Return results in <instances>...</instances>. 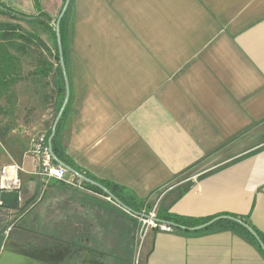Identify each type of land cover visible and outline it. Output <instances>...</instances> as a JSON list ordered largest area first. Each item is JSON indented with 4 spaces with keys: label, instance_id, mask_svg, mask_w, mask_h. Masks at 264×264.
I'll return each instance as SVG.
<instances>
[{
    "label": "crops",
    "instance_id": "crops-1",
    "mask_svg": "<svg viewBox=\"0 0 264 264\" xmlns=\"http://www.w3.org/2000/svg\"><path fill=\"white\" fill-rule=\"evenodd\" d=\"M1 1L52 19L63 4ZM68 19L69 104L58 137L70 167L158 215L231 214L264 235V0H72ZM44 33L53 41L50 24ZM49 77L52 103L55 68ZM50 103L42 134L56 114ZM33 142L0 148V168L23 169L21 190L0 193V245L59 232L97 255L87 264H132L137 220L95 187L34 175ZM142 252L143 264H264L229 231H150Z\"/></svg>",
    "mask_w": 264,
    "mask_h": 264
},
{
    "label": "trees",
    "instance_id": "trees-1",
    "mask_svg": "<svg viewBox=\"0 0 264 264\" xmlns=\"http://www.w3.org/2000/svg\"><path fill=\"white\" fill-rule=\"evenodd\" d=\"M71 5H72V0H70V4L63 18L60 21V38H61L62 55H63L66 74H67V64H68L67 62L68 31H69L68 14ZM0 16H5L10 20L16 21L15 22L16 24L15 23L12 24L9 22H0V126H1L0 129L1 128L3 129L2 131H0V139H1L2 138L1 132H4V135L10 133L13 130V126L17 119L16 114L18 115L20 109V100H19L20 85H22L24 82H27L30 83L31 86L33 85L39 86L38 91L34 92L38 97L37 100L40 103L42 102L47 103L49 101L48 95H46L44 92L46 91L48 86L47 77L53 71V67L43 58L42 55L43 52L49 53V50L40 39L41 38L40 35L42 34V31H44L46 26L49 24L51 27V37L53 39V44H54V63L56 65L55 71L60 79L59 91L61 93L62 101L65 94V88L62 79L61 68L59 66L58 52H57V46H56V40L54 34V24L57 17L52 19L49 18L47 14L42 12L39 14L38 17L34 18L32 16H29L27 14L21 13L19 11H16L8 7L1 0H0ZM19 23L26 24L30 30L22 31L21 29L20 31ZM32 51L36 52L37 54L36 60L34 59V61H36L35 69H33V72L31 71L25 73L24 72L25 57H27L29 52ZM62 101H60V104L57 107V111L59 110ZM68 104H69V99L60 117V120L57 124L54 138L52 139V151L58 160H60L62 163L70 167L71 164L67 159V157L65 156V153L61 147L60 140L58 137L59 129L62 123L64 122L66 116ZM3 120H5V122L3 125H1V123H3ZM50 129L51 126L49 127L47 133L45 134L46 143L50 135ZM86 186L90 187L88 185ZM104 188H106L109 192H111L120 202H122L124 205L130 208L133 212H138L140 209H142L141 207H143V203H141L140 206L133 204L132 202L135 201L134 198L124 195L122 192L118 191L115 187L106 186ZM97 191L99 193H102V191L100 190ZM221 216L232 217L244 221L255 231V233L258 235V237L260 238V240L264 245V235L262 233H260L246 219L231 214H219L208 218H186V217L170 215V214L167 215L156 214V218L158 220L167 223L173 228V233L183 236L215 233L222 231L232 232L235 235L244 239L249 244L256 247L258 252L264 257V253L258 247V244L255 241V239L245 229H243L241 226H239L238 224L232 221L220 220L215 224H213L212 226H210L209 228L197 233H188L185 231H181L177 228V227H185V228L194 227Z\"/></svg>",
    "mask_w": 264,
    "mask_h": 264
},
{
    "label": "rangeland",
    "instance_id": "rangeland-1",
    "mask_svg": "<svg viewBox=\"0 0 264 264\" xmlns=\"http://www.w3.org/2000/svg\"><path fill=\"white\" fill-rule=\"evenodd\" d=\"M0 22H9V23L14 24L16 21L10 20L5 16H0ZM19 26H20V29H19L20 31H21V29H22V31H28V30H26V28H27L26 24L22 23V24H19ZM40 37H41L40 38L41 41L44 43V45L49 50V53L43 52V54H42L43 58L45 61H47L53 67V64H54L53 41L52 40L50 41L48 34L44 33V31L42 32ZM36 58H37V54H36V52H33V51L29 52L28 56L25 57V61H24L25 62V64H24L25 65L24 66V72L25 73L31 72V71L33 72V69H35V65H36V61H34V59L36 60ZM53 68H55V67H53ZM48 77H47V79H48ZM49 79L51 80V77H49ZM55 85H56V83H55ZM38 89H39V86H37V85L31 86L30 83H27V82H24L21 85L20 90H19V97H20V99H19L20 100L19 113H18V115L16 114L17 119H16L15 124L13 126V130L10 133H8L7 135H4V132H1V134H2L1 139L2 140L0 139V144H1L0 148H2V146L4 147L5 143L6 144H12L16 148L27 146L28 144H31L36 139L37 136L42 134V132H39L40 131V129H39L40 118L43 114L48 115V112H49L48 106H50V105H48V103H50V100L47 103L46 102L40 103L37 100L38 97L36 98V94L34 93L35 91H38ZM52 92H53V89L51 87V95H52ZM48 96H50V94H48ZM60 101H62L61 93H58L57 94V100L56 101L54 100V102L50 103V104H52V108L55 112L57 111V107L59 106ZM56 104H57V107H56ZM54 111H52V112H54ZM50 121H51V119H50ZM4 122H5V120H3V123H1V125H3ZM2 130L3 129L1 128L0 131H2ZM0 209L2 210L1 207H0ZM27 223H28V219H24L21 222V225H24ZM0 227H1V222H0ZM19 232H21L19 228L13 230V233H19ZM53 234H55V233H53ZM37 238H39V237H37ZM51 238L54 239L56 242L63 244L66 247H68V246H72V247L81 246V241H80L81 237L79 235L69 237L65 233L61 234L58 232L55 236H52ZM145 242H146V237L143 240L136 239V245H135L134 252L137 253V257H136L137 259L135 258V255L133 253L131 256V263L132 264H143L144 252H142V249H143ZM84 247H85V245H84Z\"/></svg>",
    "mask_w": 264,
    "mask_h": 264
},
{
    "label": "built area",
    "instance_id": "built-area-1",
    "mask_svg": "<svg viewBox=\"0 0 264 264\" xmlns=\"http://www.w3.org/2000/svg\"><path fill=\"white\" fill-rule=\"evenodd\" d=\"M1 145V144H0ZM29 155L33 160L34 175L45 178L54 179L58 182H63L72 186H80L81 181L78 180L77 183L71 184L66 181L67 171L58 165H56L47 149L46 138L44 134H40L34 140L31 149L29 150ZM23 171L22 167L14 162L3 165L0 168V193H18L21 190V179L20 173ZM109 202L119 208L112 200L107 198ZM122 209V208H121ZM125 213L130 215L132 218L136 219L138 222L137 239L143 240L150 231L153 232H163L171 234L173 233V228L164 222H159L156 218V205L148 207L144 205L137 214L128 212L123 209ZM11 228L6 229V233L10 232Z\"/></svg>",
    "mask_w": 264,
    "mask_h": 264
},
{
    "label": "water",
    "instance_id": "water-1",
    "mask_svg": "<svg viewBox=\"0 0 264 264\" xmlns=\"http://www.w3.org/2000/svg\"><path fill=\"white\" fill-rule=\"evenodd\" d=\"M70 4V0H64L63 5L60 9V12L56 18L55 24H54V34H55V40H56V46H57V52H58V60H59V66L61 68V74H62V79L64 82V88H65V94H64V98L63 101L60 105L59 110L56 113V116L52 122L51 125V129H50V135L47 139V149H48V153L52 159V161L58 165L59 167L65 169L67 171V173L72 174L73 176H75L78 180H80L82 183H85L89 186L95 187L97 189H99L100 191H102L106 196H108V198L110 200H112V202H114L117 206H119L120 208L137 214V212H133L130 208H128L126 205H124L122 202H120L111 192H109L106 188H104L102 185L90 180L89 178L85 177L83 174L75 171L74 169H72L71 167H69L68 165L62 163L60 160H58L53 151H52V139L54 138L55 132H56V127L57 124L60 120V117L65 109V106L68 102L69 99V85H68V79H67V74H66V70H65V65H64V60H63V55H62V44H61V38H60V21L63 18L68 6ZM158 220V219H157ZM220 220H229L232 221L236 224H238L239 226H241L243 229H245L257 242L258 247L260 248V250L264 253V245L262 243V241L260 240V238L258 237V235L255 233V231L248 225L246 224L244 221L240 220V219H236V218H232V217H226V216H221V217H216L210 221H207L203 224L194 226V227H190V228H185V227H177L179 230L181 231H185V232H198V231H202L205 230L207 228H209L210 226H212L213 224H215L216 222L220 221ZM159 222H162L160 220H158ZM165 223V222H164ZM17 251H18V246H16V244L14 245L12 242H8L7 246L5 248H2V251L0 253V264H20L19 261L22 260L21 257H18L19 255H17ZM87 256V254H85ZM88 257V256H87ZM90 257V256H89Z\"/></svg>",
    "mask_w": 264,
    "mask_h": 264
},
{
    "label": "flooded vegetation",
    "instance_id": "flooded-vegetation-1",
    "mask_svg": "<svg viewBox=\"0 0 264 264\" xmlns=\"http://www.w3.org/2000/svg\"><path fill=\"white\" fill-rule=\"evenodd\" d=\"M9 239L2 238L0 253L2 248L4 246L6 248L7 243L12 241ZM16 246H18L17 255L22 258L19 261L20 264H87L86 259L89 256L92 258L97 257L95 253H92L82 244L78 247H66L51 237L28 239L25 243Z\"/></svg>",
    "mask_w": 264,
    "mask_h": 264
}]
</instances>
